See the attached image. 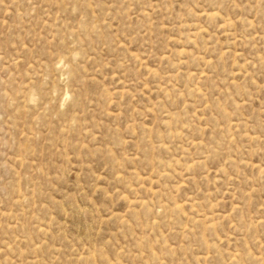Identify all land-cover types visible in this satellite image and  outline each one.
Returning <instances> with one entry per match:
<instances>
[{
	"label": "rangeland",
	"instance_id": "374dc122",
	"mask_svg": "<svg viewBox=\"0 0 264 264\" xmlns=\"http://www.w3.org/2000/svg\"><path fill=\"white\" fill-rule=\"evenodd\" d=\"M0 264H264V0H0Z\"/></svg>",
	"mask_w": 264,
	"mask_h": 264
}]
</instances>
